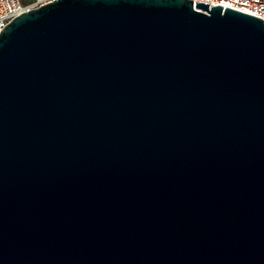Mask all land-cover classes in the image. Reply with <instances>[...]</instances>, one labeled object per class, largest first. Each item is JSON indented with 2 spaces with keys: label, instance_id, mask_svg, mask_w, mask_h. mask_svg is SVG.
<instances>
[{
  "label": "water",
  "instance_id": "95a60500",
  "mask_svg": "<svg viewBox=\"0 0 264 264\" xmlns=\"http://www.w3.org/2000/svg\"><path fill=\"white\" fill-rule=\"evenodd\" d=\"M56 0L0 33V264H264V20Z\"/></svg>",
  "mask_w": 264,
  "mask_h": 264
},
{
  "label": "built area",
  "instance_id": "2783aa9c",
  "mask_svg": "<svg viewBox=\"0 0 264 264\" xmlns=\"http://www.w3.org/2000/svg\"><path fill=\"white\" fill-rule=\"evenodd\" d=\"M56 0H31L24 2L23 0H0V33L14 19L22 14L36 8H40ZM194 7L196 1L210 4L209 8L219 4H225L232 7L253 13L264 20V0H190Z\"/></svg>",
  "mask_w": 264,
  "mask_h": 264
},
{
  "label": "rangeland",
  "instance_id": "374dc122",
  "mask_svg": "<svg viewBox=\"0 0 264 264\" xmlns=\"http://www.w3.org/2000/svg\"><path fill=\"white\" fill-rule=\"evenodd\" d=\"M24 2H28V1H31V0H23Z\"/></svg>",
  "mask_w": 264,
  "mask_h": 264
}]
</instances>
